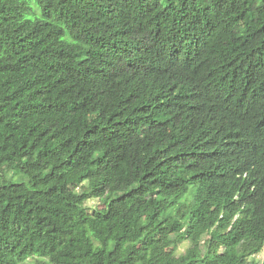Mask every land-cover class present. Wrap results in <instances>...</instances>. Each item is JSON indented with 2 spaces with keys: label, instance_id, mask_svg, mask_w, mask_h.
<instances>
[{
  "label": "trees",
  "instance_id": "obj_1",
  "mask_svg": "<svg viewBox=\"0 0 264 264\" xmlns=\"http://www.w3.org/2000/svg\"><path fill=\"white\" fill-rule=\"evenodd\" d=\"M263 248L264 0H0V264Z\"/></svg>",
  "mask_w": 264,
  "mask_h": 264
},
{
  "label": "rangeland",
  "instance_id": "obj_2",
  "mask_svg": "<svg viewBox=\"0 0 264 264\" xmlns=\"http://www.w3.org/2000/svg\"><path fill=\"white\" fill-rule=\"evenodd\" d=\"M27 16H32L31 14H27ZM86 205L89 207L90 210L95 209L97 207H101L102 206V202L99 198H90L87 202ZM189 242L187 240H182L179 242L178 247L176 252L179 253H183L189 246ZM256 260L258 261H262L264 258V248L261 250V252L259 254H257L254 257ZM26 264H36L35 259H29L26 261Z\"/></svg>",
  "mask_w": 264,
  "mask_h": 264
}]
</instances>
